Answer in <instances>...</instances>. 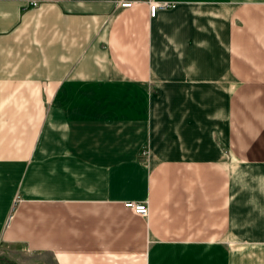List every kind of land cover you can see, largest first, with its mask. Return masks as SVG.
Masks as SVG:
<instances>
[{"label":"crops","instance_id":"1","mask_svg":"<svg viewBox=\"0 0 264 264\" xmlns=\"http://www.w3.org/2000/svg\"><path fill=\"white\" fill-rule=\"evenodd\" d=\"M132 1L0 0V243L55 264L264 249V0Z\"/></svg>","mask_w":264,"mask_h":264},{"label":"rangeland","instance_id":"2","mask_svg":"<svg viewBox=\"0 0 264 264\" xmlns=\"http://www.w3.org/2000/svg\"><path fill=\"white\" fill-rule=\"evenodd\" d=\"M34 2L35 1L32 2L33 5L36 4V2L35 4ZM143 201L147 204L146 200ZM203 222L202 227L204 226ZM253 241L254 240H249V243L246 244L240 243L239 241H232L222 242V244H213V246L203 245L201 248L202 261L205 260L207 264H264V249ZM219 245L222 247H219ZM0 264L55 263L52 257L47 253L28 254L22 250L12 248L6 243H0Z\"/></svg>","mask_w":264,"mask_h":264},{"label":"built area","instance_id":"3","mask_svg":"<svg viewBox=\"0 0 264 264\" xmlns=\"http://www.w3.org/2000/svg\"><path fill=\"white\" fill-rule=\"evenodd\" d=\"M132 0H119V5L122 7H130L132 5ZM35 4V2H34ZM170 4L168 2H158L156 0H148V8L150 16H153L159 8H166ZM124 206L131 209L134 213L146 216L148 212V207L144 201H134L126 200L124 201Z\"/></svg>","mask_w":264,"mask_h":264}]
</instances>
